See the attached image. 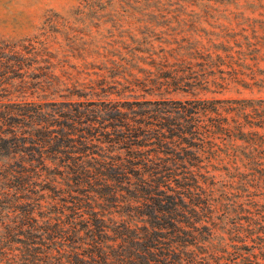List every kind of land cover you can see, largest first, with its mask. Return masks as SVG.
<instances>
[{
    "label": "trees",
    "instance_id": "trees-1",
    "mask_svg": "<svg viewBox=\"0 0 264 264\" xmlns=\"http://www.w3.org/2000/svg\"><path fill=\"white\" fill-rule=\"evenodd\" d=\"M213 47L70 82L0 42V264H264V96L198 94L261 86L264 35Z\"/></svg>",
    "mask_w": 264,
    "mask_h": 264
},
{
    "label": "rangeland",
    "instance_id": "rangeland-1",
    "mask_svg": "<svg viewBox=\"0 0 264 264\" xmlns=\"http://www.w3.org/2000/svg\"><path fill=\"white\" fill-rule=\"evenodd\" d=\"M253 33L264 35V0H0V42L20 50L46 48L53 72L70 82L81 81L86 73L98 78L112 62L132 57L147 66L144 61L162 49H175L178 55L194 49L220 52L213 45H231ZM133 46L150 49L131 51ZM198 94L264 96V83Z\"/></svg>",
    "mask_w": 264,
    "mask_h": 264
}]
</instances>
